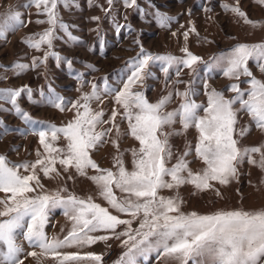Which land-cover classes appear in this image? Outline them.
Here are the masks:
<instances>
[{
    "label": "snow or ice",
    "instance_id": "6c2138e0",
    "mask_svg": "<svg viewBox=\"0 0 264 264\" xmlns=\"http://www.w3.org/2000/svg\"><path fill=\"white\" fill-rule=\"evenodd\" d=\"M255 2L264 6V0ZM107 3L111 8L114 0ZM89 4L92 6L93 0ZM124 4L135 7L137 0H124ZM61 5L65 9L79 7L77 0H29L23 6L35 7L38 16L46 17L37 19V25H48L42 33L24 41L30 48L44 51L42 59H33L32 67L46 65L50 57L58 64L63 61L72 65L71 60L53 50L54 41L61 38L58 30L69 40H78L60 15ZM222 7L253 29L264 28V23L248 17L240 0ZM156 15L161 27H168L173 19L162 13ZM30 22L19 10L7 12L0 16V39L6 40L8 33ZM191 31L196 32L195 26ZM183 35L187 41L188 33ZM182 52L184 55L179 57L154 55L141 48L140 54L127 62L131 70L121 87H113L105 77L100 83L89 82L91 92H82L75 101L55 93L47 97L52 107L74 112V118L64 126L36 121L19 106L17 98L22 93L31 98L30 87L0 90V102L13 105L16 115L29 125V133L38 136L43 146V152L37 150L35 161L14 163L0 155V193L4 194L0 196V264H25L29 258L34 264H46V260L52 264H104L101 254L84 249L113 238L122 239L125 249L116 264H139L141 257L150 254H156L164 264H264V207L185 212L179 194L181 187L190 185L197 192L211 190L222 197L216 186L238 183L239 169L245 162L264 172V142L258 146L242 143L253 125L264 132V80L249 67L252 62L264 74V42L238 43L207 63L187 46ZM156 62L164 73L166 89L170 84L183 83L185 90L173 88L150 102L144 91L137 89L146 87V79L152 77L148 69ZM201 63L206 71H219L230 80L246 78L245 87L230 84L226 91L235 95L226 98L224 91L205 84L207 102L197 103L193 99L197 95L194 79ZM28 68L16 63L5 71ZM185 68L193 80H171L170 69L179 77ZM40 94L44 95L42 91ZM105 96L114 101L110 115L102 108H93L94 103L102 104ZM177 97L181 103L169 111ZM0 111L7 109L0 107ZM242 115H247L251 123L242 125ZM189 129L196 130V142L185 139L180 152L172 141L186 137ZM127 138L138 142V146L121 149ZM61 139L65 144L58 147ZM108 143L115 153L112 167L104 168L93 159V153ZM129 156L130 166L126 160ZM196 161L203 167L193 171L191 165ZM70 169L92 182L95 195L82 196L69 189L62 172L69 173ZM89 171L94 174L89 175ZM41 174L52 181L59 177L61 182L47 188ZM67 179L74 177L69 174ZM260 183L264 185V179ZM164 191L174 194L165 196L161 194ZM237 193L242 199L243 194L239 190ZM56 210H62L70 223L66 234L63 227L61 234L49 235L46 230ZM121 226L122 230L117 231ZM24 242L31 250H26Z\"/></svg>",
    "mask_w": 264,
    "mask_h": 264
},
{
    "label": "rangeland",
    "instance_id": "374dc122",
    "mask_svg": "<svg viewBox=\"0 0 264 264\" xmlns=\"http://www.w3.org/2000/svg\"><path fill=\"white\" fill-rule=\"evenodd\" d=\"M28 2L29 0H0V16L9 11L19 10L26 21H31L15 32L8 33L6 40L0 39V77H6V79H0V90L30 87L32 89L31 98L26 93H22L17 98L19 106L34 120L45 124H55L58 127L71 121L74 118V112H61L52 107L47 97L55 93L68 101H75L80 98L82 92H91L89 82L100 83L105 77L113 87H121L131 70L127 62L136 58L141 48L154 55L179 57L184 55L182 48L187 46L193 54L202 57L207 63L214 56L230 50L238 43L264 42V28L253 29L222 7L223 4H234L235 0H137V6L131 8L125 6L124 0H114L111 8L107 0H93L92 6L89 0H77L78 8L70 6L65 9L61 5L59 11L63 21L69 24L72 35L78 40H69L62 31L58 30L57 34L61 38L54 41L53 49L61 57L71 60V67L63 61L58 64L51 57L46 65L32 67L33 59H42L44 51L43 49L34 50L24 41L29 36L42 33L48 25L35 23L37 19H46V17L38 16L35 7H23ZM240 6L250 19L264 23V6L256 3L255 0H240ZM109 8V11H105ZM157 13L173 18L168 27H161ZM193 26L196 32L191 31ZM185 32L188 33L187 41L183 35ZM16 63L29 65V68L23 71L19 69L5 71L6 68H12ZM197 67L199 75L195 79L187 68L183 69L179 77L175 76L173 69L169 70L171 80L174 82L194 79L197 95L193 99L197 103L207 102L204 94L205 84L218 91H224L226 98H232L235 95V93L226 91L230 84L240 83L241 87H245L243 81L246 78L244 77L240 81L230 80L219 71H206L204 63ZM249 67L257 78L264 80V74L258 71L252 62ZM148 71L152 72V77L146 79L145 88L137 90L144 91L150 102H156L173 88H178L180 91L185 90L183 83L170 84L166 89L164 73L158 62L150 64ZM41 91L44 93L43 96L40 94ZM180 103L181 100L178 97L175 98L168 110L178 107ZM113 105V98L105 96L103 103L99 105L94 103L93 108H102L110 115ZM0 107L7 109V111H0V155L7 156L14 163L35 161L37 150L43 152L38 136L29 133V125L16 115L13 105L0 102ZM240 120L242 125L251 123L247 115H242ZM119 121L120 117H117V122ZM179 127V125L176 126L177 130ZM122 128H126V125H122ZM196 137V130L189 129L186 137L174 138L172 143L176 150L182 152L185 139L195 144ZM262 142H264V132L256 129L254 125L250 134L242 141L246 146H258ZM64 144L63 139L57 142L58 147H63ZM136 146L138 142L131 138L121 143V149ZM114 153L115 149L111 143H108L98 152L93 153V159L101 167L110 168ZM190 159L195 160V157H190ZM126 160L130 166V156L126 157ZM59 167L57 165V168ZM191 167L193 171H196L203 165L196 161ZM69 174L73 175L74 180L67 179ZM92 174L94 173L89 171V175ZM62 177L70 190L82 196L95 195L96 188L92 182L76 175L74 170L70 169L69 173L62 172ZM41 179L47 188H55L61 182L59 177L56 181H52L44 178L42 174ZM262 179H264V172L245 162L239 169L238 183L216 186L222 193V197L211 190L197 192L190 185L183 186L179 189V194L184 201L183 210L210 213L218 209L241 206L248 210L262 208L264 207V185L260 183ZM237 190L243 194L242 199ZM161 194L170 196L174 193L164 191ZM3 195L0 193V196ZM51 220L52 224L46 229L49 235L61 234L62 227L64 228L63 234L67 233L70 223L63 216L62 210H56ZM136 226V224L133 225V227ZM122 228L123 226L117 231ZM100 234L103 233H97V235ZM24 243L26 250H31L27 248L26 242ZM124 250L122 239L114 238L84 249L86 252L101 254L104 264H116ZM69 251H75V249ZM25 264H34V261L29 258ZM46 264H52V262L46 260ZM139 264H164V261L156 254H150L147 257H141Z\"/></svg>",
    "mask_w": 264,
    "mask_h": 264
}]
</instances>
